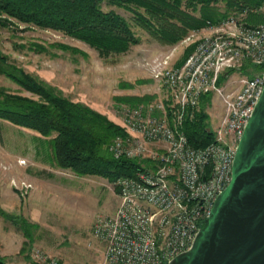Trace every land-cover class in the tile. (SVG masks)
<instances>
[{"label":"built area","instance_id":"1","mask_svg":"<svg viewBox=\"0 0 264 264\" xmlns=\"http://www.w3.org/2000/svg\"><path fill=\"white\" fill-rule=\"evenodd\" d=\"M248 16L264 19V0L209 23L207 34L195 41L200 30L189 33L181 43L191 41L195 48L182 65L172 64L173 52L144 63L163 82L169 99L147 109H124L126 132L109 146L115 158L136 159L142 168L114 182L117 209L95 220L93 233L105 244L103 264H169L191 248L217 196L231 182L239 141L264 90V20L253 23ZM243 65L263 70L252 77L241 74L238 87L220 86L222 74ZM213 92L225 104L217 137L195 147L183 124L186 115L194 116L201 97ZM17 187L27 193L32 184L22 181ZM33 257L39 264H62L38 251Z\"/></svg>","mask_w":264,"mask_h":264},{"label":"rangeland","instance_id":"2","mask_svg":"<svg viewBox=\"0 0 264 264\" xmlns=\"http://www.w3.org/2000/svg\"><path fill=\"white\" fill-rule=\"evenodd\" d=\"M104 8L114 9L131 20V13L125 9L111 5H104ZM248 19L253 23L258 22L252 19L264 20L257 16H248ZM205 28L198 30L193 41L207 34ZM135 29L142 37L141 42L125 54L107 58L100 57L87 43L51 29L0 28V48L27 72L57 87L72 100L106 114L123 127L124 109L139 106L147 109L169 99L163 82L152 77L144 63L173 52L172 64L176 65L185 49L193 44L190 41L162 45L144 30ZM31 42L48 45L49 52L30 49ZM54 42L66 43L79 51L49 46ZM249 66L226 71L220 77V86L225 89L233 85L238 87L241 74L252 77L263 70V66ZM0 86L11 92L32 95L4 75H0ZM133 97L150 101L135 105L126 99ZM201 106L208 114L209 129L214 131L216 139L225 111L222 97L215 92L203 95L194 115ZM38 137L40 134L34 130L0 120V258L4 264H39L33 257L38 251L56 256L62 264H103L105 244L94 235L93 226L97 216L116 211L118 192L114 182L100 176H78L71 170L57 168L59 172L46 181L48 184L44 183L46 187L34 190V185L21 178L10 164L22 149L48 148L49 145L41 143ZM22 181L32 184L27 193L17 187Z\"/></svg>","mask_w":264,"mask_h":264},{"label":"trees","instance_id":"3","mask_svg":"<svg viewBox=\"0 0 264 264\" xmlns=\"http://www.w3.org/2000/svg\"><path fill=\"white\" fill-rule=\"evenodd\" d=\"M263 0H0V28L51 29L81 40L100 57L127 53L139 44L144 30L162 45L181 42L189 33L219 23L233 11L257 7ZM131 13V20L114 9ZM220 6H223L221 8ZM259 22V20L252 19ZM21 24L24 26L21 27ZM49 46L63 50L79 49L62 42ZM30 49L49 52L48 45L31 42ZM195 43L184 51L176 65H182ZM0 75H4L32 95H22L0 86V120L34 130L48 140L56 165L78 176H100L117 181L140 170L136 159L115 158L109 150L112 140L125 130L106 114L72 100L55 86L27 72L0 48ZM252 76V75H250ZM138 105L150 101L143 97L126 98ZM202 99V97H201ZM204 103V101H202ZM183 130L195 147H205L215 139L209 129L208 114L201 110L186 115ZM22 222L29 224L26 219ZM0 264H4L0 258Z\"/></svg>","mask_w":264,"mask_h":264},{"label":"water","instance_id":"4","mask_svg":"<svg viewBox=\"0 0 264 264\" xmlns=\"http://www.w3.org/2000/svg\"><path fill=\"white\" fill-rule=\"evenodd\" d=\"M169 264H264V90L239 141L231 182L191 248Z\"/></svg>","mask_w":264,"mask_h":264},{"label":"crops","instance_id":"5","mask_svg":"<svg viewBox=\"0 0 264 264\" xmlns=\"http://www.w3.org/2000/svg\"><path fill=\"white\" fill-rule=\"evenodd\" d=\"M38 138L41 143L45 142L47 143V145H49L48 148H46L47 150L45 148L35 147L31 148L30 150L22 149L21 152L15 155L10 164L14 165L16 171L21 174V178L25 179L28 182H31L34 185V190L36 191L39 189V186L46 187V184H48V182L46 183V181L49 180L50 177H55L54 173H57V168H59L56 165L53 150L50 147V144L47 142L48 140L41 136ZM20 158L28 160V163L26 165L19 164L18 159ZM44 183L46 184L44 185ZM34 190L32 192H34Z\"/></svg>","mask_w":264,"mask_h":264}]
</instances>
